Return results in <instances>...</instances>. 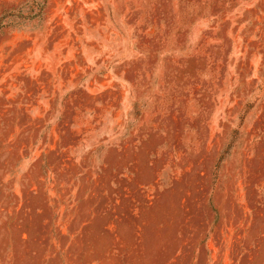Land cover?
Listing matches in <instances>:
<instances>
[{
    "label": "rangeland",
    "instance_id": "obj_1",
    "mask_svg": "<svg viewBox=\"0 0 264 264\" xmlns=\"http://www.w3.org/2000/svg\"><path fill=\"white\" fill-rule=\"evenodd\" d=\"M0 264H264V0H0Z\"/></svg>",
    "mask_w": 264,
    "mask_h": 264
},
{
    "label": "trees",
    "instance_id": "obj_2",
    "mask_svg": "<svg viewBox=\"0 0 264 264\" xmlns=\"http://www.w3.org/2000/svg\"><path fill=\"white\" fill-rule=\"evenodd\" d=\"M34 7H37V5H34ZM38 7L40 8V11L42 12L43 11V1L38 4Z\"/></svg>",
    "mask_w": 264,
    "mask_h": 264
}]
</instances>
